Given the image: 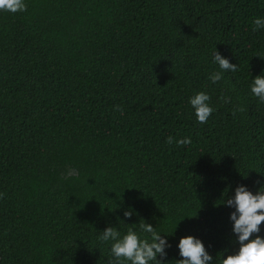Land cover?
<instances>
[{
	"label": "trees",
	"instance_id": "trees-1",
	"mask_svg": "<svg viewBox=\"0 0 264 264\" xmlns=\"http://www.w3.org/2000/svg\"><path fill=\"white\" fill-rule=\"evenodd\" d=\"M25 3L0 10V264H109L102 232L150 237L145 222L171 245L162 264L183 258L187 235L210 264L238 251L224 202L264 189V102L250 88L264 0ZM216 50L238 71L213 83ZM200 91L215 109L204 124L189 103Z\"/></svg>",
	"mask_w": 264,
	"mask_h": 264
},
{
	"label": "clouds",
	"instance_id": "clouds-1",
	"mask_svg": "<svg viewBox=\"0 0 264 264\" xmlns=\"http://www.w3.org/2000/svg\"><path fill=\"white\" fill-rule=\"evenodd\" d=\"M0 10L11 13L24 12L27 10V5L25 0H0ZM253 24V31L264 28V18H255ZM213 62L218 64L221 70L210 74L209 79L213 83L219 82L226 71H238V65L231 63L217 50L213 54ZM250 88L252 95L264 102V72L253 78ZM220 99L225 103L231 100L230 97L223 95ZM210 100L211 97L204 91L194 94L189 100L190 105L195 110L196 118L201 124L207 123L208 118L215 110ZM114 107L121 115L124 114V109L121 106L116 105ZM244 110L243 107L234 109L233 115L236 114V111L243 112ZM174 140V137L169 136L166 142L172 144ZM191 142L190 137L175 140L179 146L189 145ZM70 174L78 175L74 170ZM224 204L235 208V211L230 214V219L234 222L233 232L237 236L239 250L227 255L226 258L223 257L219 264H264V237L259 235L260 225L264 222V189L261 188L253 194L246 186L239 185L235 189V195L228 198ZM132 214L131 210L124 212L125 217H130ZM139 228L143 233L150 234V237L147 235L142 237L132 227H129L124 235H121L112 226L107 227L102 232L99 240L112 242L110 251L114 259L109 264H125V262L150 264L152 261L162 264L157 256L165 257L167 255L165 249L171 245L151 224L141 223ZM254 234L255 238H252ZM178 248L180 256L183 258L177 260V264H210L213 260L202 240L193 235L181 237Z\"/></svg>",
	"mask_w": 264,
	"mask_h": 264
}]
</instances>
